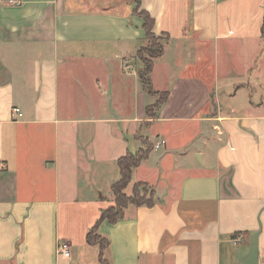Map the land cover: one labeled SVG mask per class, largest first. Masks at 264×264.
Listing matches in <instances>:
<instances>
[{
  "label": "crops",
  "instance_id": "obj_1",
  "mask_svg": "<svg viewBox=\"0 0 264 264\" xmlns=\"http://www.w3.org/2000/svg\"><path fill=\"white\" fill-rule=\"evenodd\" d=\"M134 9L0 0V264H101L86 233L140 137L153 149L125 192L156 199L100 222L109 263L264 264V0H140L167 36L148 125Z\"/></svg>",
  "mask_w": 264,
  "mask_h": 264
},
{
  "label": "trees",
  "instance_id": "obj_2",
  "mask_svg": "<svg viewBox=\"0 0 264 264\" xmlns=\"http://www.w3.org/2000/svg\"><path fill=\"white\" fill-rule=\"evenodd\" d=\"M135 9L143 20V29L145 32V40L147 43L142 45L135 56L140 60L141 65L138 70V77L142 85V89L149 95L156 96L157 99L145 107L146 120L145 124H149V120L157 117V112L160 107L167 101L169 92L156 91L153 88L151 80V72L154 64V59L161 56L164 52V44L167 36L163 40L156 38L152 32L154 20L148 12L139 10L140 0H134ZM141 146L135 152L127 151L122 157L117 160L120 177L112 184V192L114 195L113 204L105 209H102L100 216L94 226L86 233V242L89 245H97L99 247V260L101 264L104 260V255L108 247V239L98 232V225L102 221L115 223L123 218L124 209L128 205L135 206H152L155 203V191L149 184L145 182H136L132 186L131 194H126L125 190L131 182L132 171L139 166V164L148 158L153 149V144L148 138L140 137ZM150 188L149 195L145 193L146 188ZM144 192V193H143ZM107 264H110L107 260Z\"/></svg>",
  "mask_w": 264,
  "mask_h": 264
},
{
  "label": "built area",
  "instance_id": "obj_3",
  "mask_svg": "<svg viewBox=\"0 0 264 264\" xmlns=\"http://www.w3.org/2000/svg\"><path fill=\"white\" fill-rule=\"evenodd\" d=\"M15 112H19V109H14ZM162 143H164V140H162L161 142H158L155 147H159ZM238 235H236V237H234V243L238 242ZM56 253L58 255H61L62 257H70L71 255V249H70V244L66 241H58L57 243V247H56Z\"/></svg>",
  "mask_w": 264,
  "mask_h": 264
},
{
  "label": "rangeland",
  "instance_id": "obj_4",
  "mask_svg": "<svg viewBox=\"0 0 264 264\" xmlns=\"http://www.w3.org/2000/svg\"><path fill=\"white\" fill-rule=\"evenodd\" d=\"M156 38L159 39L160 41L164 39L163 37H160V36H156ZM146 43H147V40L144 41L143 45L146 44ZM135 60H136L137 64H138L139 67H140L141 62H140V60L137 58V56H136ZM154 98H155V100L157 99L156 96H154ZM155 100L152 99V102L155 101ZM150 192H151L150 188L147 187L145 193H146L147 195H149ZM143 193H144V192H143ZM103 263H104V264H107V257H106V254L104 255Z\"/></svg>",
  "mask_w": 264,
  "mask_h": 264
}]
</instances>
